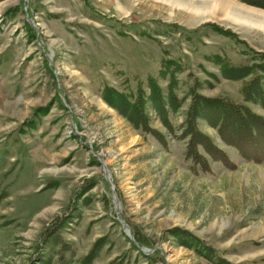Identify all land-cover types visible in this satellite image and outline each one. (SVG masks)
<instances>
[{"label": "rangeland", "instance_id": "1", "mask_svg": "<svg viewBox=\"0 0 264 264\" xmlns=\"http://www.w3.org/2000/svg\"><path fill=\"white\" fill-rule=\"evenodd\" d=\"M255 7L0 0V264H264V162L246 160L198 118L234 166L199 145L210 170L194 169L184 129L192 91L244 101L253 73L227 78L222 64H264V11ZM149 77L162 89L171 129L155 110ZM107 86L131 99L142 87L162 138L112 107ZM244 102L264 117L260 104ZM154 250L163 260L150 257Z\"/></svg>", "mask_w": 264, "mask_h": 264}, {"label": "trees", "instance_id": "2", "mask_svg": "<svg viewBox=\"0 0 264 264\" xmlns=\"http://www.w3.org/2000/svg\"><path fill=\"white\" fill-rule=\"evenodd\" d=\"M245 1L264 8V0ZM222 65L223 75L227 78L238 79L253 73L252 77L241 88L243 100L258 103L264 108V64L258 62L250 66L234 65L225 60ZM148 84L152 93L151 99L154 100L155 110L164 125L171 129L167 110L162 101L161 87L153 77H149ZM144 95L142 87H138L137 94L133 99L128 94L119 92L110 86L105 87L103 90V98L125 118L130 120L132 124L139 126L144 132L154 134L157 139H161V132L149 124V118L145 113L146 98ZM244 101L224 96L209 97L192 91V99L186 113L184 129L185 134L189 135L185 154L192 160L194 169L198 165L200 169L210 170L206 157L197 150L199 145L212 159L219 160L229 167L234 166L227 153L215 146L207 135L199 131L197 127L198 118H202L209 125L216 127L221 139L226 144L232 145L246 160L264 162V117L254 112ZM168 105H173V102L169 101ZM160 141L165 143L164 139ZM6 195L5 191L1 193L0 200ZM136 240L142 244L138 237ZM97 244V242L94 243L92 249L97 247ZM160 253L161 251L154 250L150 253V257L159 256L163 260ZM88 258V255L85 256L84 262L89 260ZM42 264H49V261L47 260ZM107 264L121 263L119 261H111Z\"/></svg>", "mask_w": 264, "mask_h": 264}, {"label": "water", "instance_id": "3", "mask_svg": "<svg viewBox=\"0 0 264 264\" xmlns=\"http://www.w3.org/2000/svg\"><path fill=\"white\" fill-rule=\"evenodd\" d=\"M24 10L26 11V7H24ZM27 20L32 23V19L28 16V13H27ZM33 24V23H32ZM99 156V155H98ZM100 158V157H99ZM100 161L102 163V167H103V176L105 177V179L107 180V182L109 183V189L112 191V200H113V203H114V206H115V209H116V218L118 219L119 222H121V224L123 226H127V224L124 222V220L121 218L120 216V212H119V204H118V201H117V198H116V195L114 193V188H113V184L110 182L109 180V176L107 175V168H106V163L102 160V158H100ZM126 231H127V234L128 236L133 240V242L139 246V243L133 238V235L131 234L130 232V228H126Z\"/></svg>", "mask_w": 264, "mask_h": 264}, {"label": "bare ground", "instance_id": "4", "mask_svg": "<svg viewBox=\"0 0 264 264\" xmlns=\"http://www.w3.org/2000/svg\"><path fill=\"white\" fill-rule=\"evenodd\" d=\"M223 2V1H222ZM228 1H224L223 3H227ZM228 3H230L231 4V2L229 1ZM234 5H236L237 7H234L233 5H232V7H231V9H237V10H239V11H242V10H246L247 11V9L246 8H244V7H241V6H239V5H237V4H234ZM243 12V11H242ZM254 11H250L249 9H248V13H253ZM259 14V13H258Z\"/></svg>", "mask_w": 264, "mask_h": 264}, {"label": "crops", "instance_id": "5", "mask_svg": "<svg viewBox=\"0 0 264 264\" xmlns=\"http://www.w3.org/2000/svg\"><path fill=\"white\" fill-rule=\"evenodd\" d=\"M256 9H261V10H263L264 11V9L263 8H260V7H255Z\"/></svg>", "mask_w": 264, "mask_h": 264}]
</instances>
